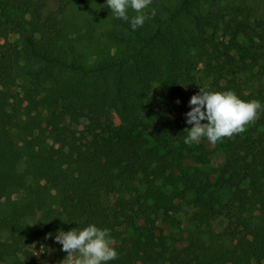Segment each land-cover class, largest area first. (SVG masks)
Returning a JSON list of instances; mask_svg holds the SVG:
<instances>
[{"label":"trees","instance_id":"trees-1","mask_svg":"<svg viewBox=\"0 0 264 264\" xmlns=\"http://www.w3.org/2000/svg\"><path fill=\"white\" fill-rule=\"evenodd\" d=\"M220 1L152 0L133 30L137 13L117 18L106 0H0V261L35 239L67 256L57 230L95 224L117 252L107 264H264V110L217 141L210 170V141L184 142L201 64L203 89L264 106V0H252L255 28L237 20L231 44L209 49L226 18L207 6ZM185 208L196 226L233 217L168 255L158 222Z\"/></svg>","mask_w":264,"mask_h":264},{"label":"clouds","instance_id":"clouds-1","mask_svg":"<svg viewBox=\"0 0 264 264\" xmlns=\"http://www.w3.org/2000/svg\"><path fill=\"white\" fill-rule=\"evenodd\" d=\"M151 3L152 0H106L107 6L117 18L129 21V8L137 13L130 19L133 30L143 26L148 18L144 10ZM152 15H155L154 9ZM189 104L191 109L185 115L186 122L192 127L185 129L188 135L184 140L189 145L199 142L203 137L215 143L222 138L243 133L246 125L255 122L259 111L264 110L258 100L245 101L232 90L206 91L201 87L199 93L191 97ZM55 240L67 253L63 260H66V264H107L117 259V252L111 246L113 241L109 229H101L95 224L68 231L58 229Z\"/></svg>","mask_w":264,"mask_h":264},{"label":"rangeland","instance_id":"rangeland-1","mask_svg":"<svg viewBox=\"0 0 264 264\" xmlns=\"http://www.w3.org/2000/svg\"><path fill=\"white\" fill-rule=\"evenodd\" d=\"M255 4L252 0H221L215 5H208L207 10L217 11L220 10L225 16V21L222 22L218 28L209 30V39L207 41V47L213 49L220 42H225V45L231 44V38L233 36V26L236 24L237 20L247 21L251 23L252 28H255L254 23V13ZM242 8L243 10L241 11ZM233 25V26H232ZM255 31L250 32L249 35H241L238 38L243 46H247L253 40V34ZM9 41H18L19 34L11 33L8 36ZM3 42L4 39L1 38ZM221 47H225L221 44ZM204 64L199 66L197 70L198 86L199 88L207 87L211 84L213 77L209 72L204 70ZM154 93L156 95H161L162 90L159 84L154 87ZM115 122L120 123L119 117L114 114ZM157 123V122H156ZM161 124V123H159ZM152 130V127L150 131ZM153 134H151L152 136ZM210 146L216 151V155L213 157L211 164L208 166H203V169H212L219 166L224 159V152L222 147H220L217 142H210ZM1 201L6 199V193L3 191L0 193ZM13 197L19 198V194L15 193ZM190 209H183L176 214V222L174 224H167L159 220L158 224L160 229L158 230L159 240L158 247L166 252L168 255L186 246L191 239H198L203 241H210L213 234L222 231L229 221L233 217V211L231 209H225L223 213L217 215L210 224L196 226L189 221ZM112 246V245H111ZM39 254V255H38ZM66 256L61 255V248L59 246L45 245L41 243L38 239H35L28 248L19 253L15 258L8 261H0V264H66L64 260Z\"/></svg>","mask_w":264,"mask_h":264}]
</instances>
